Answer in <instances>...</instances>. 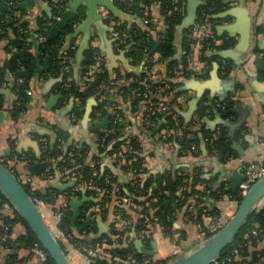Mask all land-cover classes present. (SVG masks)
Returning <instances> with one entry per match:
<instances>
[{
	"label": "crops",
	"instance_id": "obj_1",
	"mask_svg": "<svg viewBox=\"0 0 264 264\" xmlns=\"http://www.w3.org/2000/svg\"><path fill=\"white\" fill-rule=\"evenodd\" d=\"M113 1L115 5L116 2L122 4L119 0ZM0 2L7 8H13L15 5L17 7L15 16L20 17L22 23L27 26L25 32L19 31L21 35L11 33L8 39L0 40V67L9 61L13 54L24 51V66L20 71L29 75V77L19 76L20 79L29 81V88L23 96L9 88V83L0 91V113L3 114V120L0 123V153L3 157H10L15 152L29 158L26 166L18 164L17 167L24 172L20 170L24 177L32 178L30 187L33 193L49 198V206L56 216L61 213L66 215V212L71 211L72 226L69 234L73 237L72 241L85 239L88 241L86 245L90 244L91 248L85 245V253L75 248L70 249L69 257L77 255L84 258L86 264H91V258L103 259L104 257L109 259L112 257V260L118 264H129L127 257L115 256L112 251L114 248H119L118 243H122L123 247H131L140 259H156L157 262L152 264H169L177 256L187 255L189 251L197 249L202 242V234H209L213 228V218L217 216V193L232 192V183L229 179L235 174L244 175V169L248 165L264 163V72L259 71L255 65L259 53L264 52V0H219V10L213 17V21L209 20L211 26L209 37H212L219 45L231 41L233 46L226 50L212 48L207 52L208 54L211 51L222 62L220 60L213 64L209 69L211 72L207 80L192 79L201 83L206 81H212V83L210 90L205 92V97L198 103L197 110L188 118L186 116L198 93L192 90L184 91L185 84H183L181 90L187 94L188 100L181 108L172 106V109L182 118L183 132L172 135L166 142L161 140V134L168 128L167 116L157 118L152 126L145 124L148 103L139 100L136 97L137 90L132 88L135 84L134 80L144 73L143 67L142 65L131 66L126 55L124 57L123 54L115 51L105 24L100 18L102 14H106V9L98 5L97 17L92 18L87 1L78 0L80 18L72 22L71 30L65 33L64 37H70L75 30H78L76 38L72 40L73 46L71 41L72 48L76 50L72 59V79L80 81L87 72L90 65L88 62L92 60L87 54L89 51L97 49L103 56L108 72L106 82L119 89V96L114 102L124 117V128L117 135L138 141L140 144L147 173L144 181L148 178L156 180L157 177L164 175L180 174L183 170L191 173L199 169L203 174V180L206 183L196 185L195 195L192 196L193 200L200 201L209 210L210 216L203 217L199 223L195 222L188 212L189 203L175 212L172 223L176 240H179L177 246L164 239L162 229L157 224L144 220L143 211L140 209L143 205L136 202L137 207L132 208L129 204H123L125 198L128 201L131 199L129 187H131L133 176L122 169V165L113 155L108 154L113 145H110L101 156L100 163L101 171L110 170L115 179L113 193L109 196L112 203L108 213L98 214L95 212L96 205H89V203L97 204L103 200V194H90L92 190L89 185L76 182L69 172H63L57 168L49 180L41 177L43 170L36 174L31 172L32 167L42 163L43 143H49L52 140L48 135L39 133L43 129L52 131L55 135L64 132L68 136L67 147L75 145L79 149L84 147L90 149L86 161L78 169L95 166L92 160L100 153V140L106 134L110 119H107V116L98 115L96 109L99 107V98L96 92L88 97L85 113L80 120L74 112L75 101L72 106L74 98L69 102L61 103L62 96L58 85L63 81V77L55 78L50 73L52 64L50 57L39 53L38 37L44 31L46 20L53 18V9L47 0H17L11 3L0 0ZM61 2L66 4V0ZM194 4L201 8L203 3L201 0H184L185 18L188 17L190 5ZM65 10H67L66 7H63V11ZM50 14L52 17L49 16ZM153 14L159 16L160 9L154 10ZM143 19L144 17L140 14L133 15L132 25L146 28ZM167 30L165 21H161L157 31L153 33V39L157 42H165ZM85 39H88L86 44ZM13 41L14 45L11 44ZM171 43L174 44L171 47L175 52L174 60H181L186 51L183 38L181 40L177 37V30ZM8 46L11 50L10 54L6 50ZM84 46L86 49L78 55ZM69 47L70 45L67 46ZM224 51L229 52L228 59L217 55ZM188 56L192 57L190 65L192 70L198 74L207 71L208 66L200 62L202 55L195 44L191 46ZM28 58L31 64L30 73L26 67ZM227 62L232 63L231 71L223 74L222 67L226 66ZM166 66V63L162 62L154 68L159 81L163 79ZM216 66H219V72L217 78L212 79L211 75ZM123 71L127 72V77L128 73L135 75L128 77L125 83H118V78ZM125 90L127 95H124ZM206 98V101L215 99L228 105V115H222L217 110L206 107L204 104ZM154 101L171 102L172 98L159 96ZM106 112L107 115H111L113 111L110 106L106 107ZM88 113L91 114L90 121L87 118ZM221 120L230 124V127L220 125ZM218 128H224L226 140L225 143L215 146L209 139ZM186 131L190 133L189 135L197 137L199 141L197 156L183 153L179 140ZM81 201L83 203L79 206V216L73 223V204ZM145 206L147 207L148 204ZM117 210L121 213V217L117 216ZM151 214H153L152 211ZM122 217L130 221L128 227H123L121 224ZM6 219L9 222L14 221L17 216L14 211L10 214L5 209L0 210V231L7 222ZM143 224L149 226L152 232L151 239L144 236ZM137 225L141 227L138 232L135 231ZM128 229L130 232H127ZM123 231L126 233L124 238L119 236ZM11 232L8 244L2 242L4 245L0 247V264H8L10 257H14V264H41L27 247L20 244V239L28 232L26 225L19 221L15 222L12 224ZM63 238L68 240L66 235L57 239ZM259 248L264 249V243ZM178 249L180 250L178 254H174ZM154 250L156 253L151 255L150 253Z\"/></svg>",
	"mask_w": 264,
	"mask_h": 264
},
{
	"label": "trees",
	"instance_id": "obj_2",
	"mask_svg": "<svg viewBox=\"0 0 264 264\" xmlns=\"http://www.w3.org/2000/svg\"><path fill=\"white\" fill-rule=\"evenodd\" d=\"M203 5L198 11V17L202 18V11H206L207 13V20L213 21V17L219 10V3H213L212 0H201ZM47 2L50 4V6H53V13L54 6L57 5L63 9L65 7V3H56L55 0H47ZM163 4L161 7V13L165 15V23L168 26L167 30V36L165 38V42H171L174 39L175 32L177 30V27L182 24L186 17V8L184 5V0H179L178 3H174L172 0H162ZM149 5V0H138V2L130 7L125 4H118L116 2V6H118L121 10L126 12L129 15H137L140 14ZM176 7L179 9L174 10ZM17 9L8 8L6 11H0L1 14V22H0V40H6L10 36L11 33H14L15 35H19V31L22 29L25 31V28L27 29V26L22 23V20L20 17L15 16V12ZM170 14V15H169ZM142 15V14H140ZM120 20V19H118ZM52 20H46L44 23L45 25L51 23ZM127 27V23H124ZM133 30L138 31L139 35L137 37H153V35H149V32L146 31L144 28H140L138 25L132 26ZM71 30V25L64 31V33L55 41H46L43 44H39V53L48 56L51 59V69L50 73L55 77H63V81L61 82L59 86V92L62 96V102H69L72 98H74L75 101V113L77 116V119L80 120L83 118V115L86 110V104L87 99L91 94H94L96 92L98 94L100 84L102 81H107V70L105 72V76H100L101 82L99 85H91L90 87V93H88L87 89L83 88V83L80 80L73 79L70 83V87L67 88L65 85L67 84L66 78L68 76L72 77V66L70 70L69 75H63L62 70L65 64L63 63L62 58V49L68 53V56L72 59L75 56L76 50L72 49V46L68 49L65 48L66 45V37L65 33L69 32ZM191 28L186 30L183 35L184 40V50L186 51L184 57L181 60H174L173 57L175 55V52L172 48H168L165 46H157L159 42L155 41V39L152 40V54H151V61L150 63H144V55L142 52V48L140 46L137 47L136 50H133L129 53H127V57L130 59V65L131 66H138L143 65L144 67L149 66L150 69L154 70L155 66L158 63L165 62L166 63V69L164 71L163 80L167 81L173 88L171 93L173 92L174 97H177L183 93H185L183 90H181L183 84L185 81H189L192 79H201V80H207L210 76L209 69L212 68L213 64L217 61H220L221 59L217 58V56H214L211 51L207 54V52L210 49H218V50H226L233 46V43L230 41L224 42L222 45H219L214 42L213 38L210 37L206 43L204 44V52L205 54L200 57V62H204L208 66L207 71H204L203 74H198V72H195L190 68L189 63L187 62V57L189 53L191 52V46L194 45V40L192 39L191 34ZM21 35V34H20ZM137 43H139V39H136ZM12 45L15 44L13 41L11 43ZM157 46V48H156ZM7 53H11V50L9 49V46L6 48ZM24 50V49H20ZM24 51L18 52V54H13L9 61L5 63L4 66L0 67V91L2 90V87L4 86V83H9V88H11L14 92L19 94L20 96H23V94L28 90L29 88V81L27 79H24V82L22 84L17 83V79H20V70L22 66H24V60H23V54ZM88 56L92 58L93 56V50L89 51ZM171 59V60H170ZM169 60V61H167ZM167 61V62H166ZM222 62V60L220 61ZM226 63V62H225ZM30 61L28 58L27 61V69L30 73ZM182 66V69H177L178 67ZM231 62H227L225 66V70L228 72L231 71ZM134 73H128V77L134 76ZM20 76V77H19ZM145 74L143 73L139 78H143ZM136 77V76H135ZM136 78V79H139ZM264 79V75H263ZM159 86V85H157ZM132 88L138 89L137 84H133ZM127 89V88H126ZM126 93L124 95H127V90H125ZM95 93V94H96ZM207 98L205 99V101ZM176 100L173 99L170 102V105H175ZM176 106V105H175ZM1 108V105H0ZM81 109V110H80ZM104 111V105H99V107L96 109V111ZM104 116H107V112H103ZM179 116L182 120L181 116L174 111L172 108L169 111V114L167 115V124L168 127L171 129H178L177 123L174 119L175 116ZM228 113L225 115L227 116ZM161 117L160 115L153 116V120L156 121L157 118ZM224 129V128H222ZM224 132V131H223ZM188 131H186L183 135V137L179 140L180 145L182 146V149H189L191 145L198 144L199 141L197 137H194L193 135H189ZM212 134H210L211 136ZM64 139V144L58 149L59 145V139ZM119 137L118 135H112L109 134L106 136V143L105 145L100 146V153L99 155L94 156L93 162H95V166H86L83 169H72L73 172H77L78 180L79 182H83L86 184L94 183L97 188L100 190L106 188L113 193V185L115 179L113 178V174L110 170H106L105 172L101 171V161H102V155L107 151V148L110 145L112 146V149L108 154L110 156H114L118 152V150L122 147L123 142L118 141ZM68 140V136L63 133H58L57 138L55 140V143L52 145L51 142L48 143V146L46 147V150H44V154L47 152L51 157H55L57 160H59L58 168L62 167L63 165L69 164L71 162V159L69 158V152H71L74 148V153L77 155H80L81 157H77L76 159L78 162L83 164L88 156V152L90 151L89 148L84 147L82 149L76 148L75 145L68 146L66 145V142ZM226 135L224 133V137H222L220 140L215 141V146H218L219 143L223 144L225 143ZM131 144L134 146L135 152L133 155L129 156V159H127L126 163H132L133 167H141L142 163L145 161L144 157H142V153L140 151V144L138 141L131 140ZM44 149V147H42ZM42 149V150H43ZM43 154V155H44ZM198 155V154H197ZM196 155V156H197ZM133 158H136L137 160L134 161ZM61 169V168H60ZM122 169L125 171L127 170L126 166H122ZM21 170V169H20ZM22 171V170H21ZM22 173H24L22 171ZM185 173V175H183ZM26 175V174H25ZM108 179L111 180V183H108ZM206 183L203 180V174L200 172L199 169L192 171L191 173L184 171L180 174L176 175H168V176H161L157 177L156 180H153L152 178H148L146 181H143L139 184H137V191L133 189L132 187H129V198H133L134 201H136L139 205H147L145 209L146 215L151 218H157L159 221V227L162 229L163 236L170 241L171 243H174L176 246L179 245V240H176V235L173 232V223L172 221L175 218V212L180 211L183 209L188 203H189V197L192 195H195V186L198 184ZM187 187L186 191H181L180 189L183 187ZM27 193L32 196V193L29 191V189L26 188ZM151 191L152 195L149 196V192ZM185 193L186 199L184 201H180L179 195L180 193ZM95 194L96 191H90V194ZM110 193V194H111ZM226 193H230L235 195V193L231 191H226ZM122 195V194H121ZM125 195V194H124ZM39 197H41V194H38ZM146 197V198H144ZM141 198V199H139ZM8 199L5 197V195L0 191V204L8 203ZM107 205L104 209V213H108L112 199H107ZM90 206H95L96 204L89 203ZM151 211L153 214H151ZM127 215V211L125 212ZM15 215L17 216V219L14 221H10L9 224L15 223V222H21L26 225L27 227V235L20 239V244H26L27 247L32 246L34 243H39L36 236L30 229V227L24 222V220L17 214L15 211ZM71 211L66 212L65 217L63 218V221L61 223V229L66 230L67 233H71ZM143 219V217H141ZM142 230L144 231V236L151 239L152 235L150 232V228L147 224L142 225ZM140 225H137L135 231L138 232L140 229ZM260 230L261 233L257 239V241L253 245H246V242L248 241L250 235L249 231L252 230ZM131 230V229H130ZM127 232H130L129 229ZM12 232H10L11 235ZM123 233V234H122ZM124 236L126 233L121 232L119 236ZM211 237V236H210ZM120 241V240H119ZM122 241V240H121ZM61 248L65 252L66 255L70 253V249H74L76 247L80 248L81 252L85 253V245L88 243L85 239H74V241L66 240L65 238L58 240ZM264 243V210L258 211L255 210L249 217L247 223L241 230L240 234L237 236V238L231 243V245L220 255L221 257H230L232 259V264H259L264 263V249H260L259 246ZM8 244V243H5ZM119 248L112 249L115 256H123L128 257L131 255L134 250L129 247H123L122 243H118ZM3 243L0 242V247H3ZM242 247V248H241ZM125 255V256H124ZM111 257V256H109ZM137 257V256H136ZM14 257H10V261L8 264H14L13 262ZM69 260L73 264H86V260L84 258H81L77 255H71L69 257ZM48 261L52 264L53 261L48 256ZM91 264H118V262L113 261L112 257L109 259L107 257H104L103 259H94L91 258ZM121 264V263H120Z\"/></svg>",
	"mask_w": 264,
	"mask_h": 264
},
{
	"label": "built area",
	"instance_id": "obj_3",
	"mask_svg": "<svg viewBox=\"0 0 264 264\" xmlns=\"http://www.w3.org/2000/svg\"><path fill=\"white\" fill-rule=\"evenodd\" d=\"M122 2V4H125L127 6H134L138 0H119ZM175 4L179 2V0H172ZM213 3L218 4L219 0H212ZM162 0H149V5L144 8L140 14L144 17V23L145 26H147L146 31L149 32V35H153L154 32L157 31L159 24L161 21H165V15H163L160 12L159 16H154L153 11L156 9H160L162 7ZM17 7L13 5V9H16ZM53 8V6H52ZM179 9L176 7L174 10ZM54 13H53V18L52 22L45 25L44 31L39 35L38 37V43L43 44L47 41V34L49 29L54 26L58 21L61 20V15L63 13V9L57 5L54 6ZM170 15V14H169ZM0 22H1V14H0ZM105 23L108 25V27L111 28V32L109 33V39L113 41V47L116 52L122 53L125 52V55L127 57V53L136 50L138 46L142 48V52L144 55V63L148 62L150 63L151 61V54H152V38L154 37H137L139 35L138 31L133 30V28L125 27L126 25L122 22L121 20L115 19L113 16L109 14H105ZM191 34H192V39L195 41L194 44L198 47V50L200 52V55H203L204 53V44L206 41L210 38V32H211V26L209 20H207V13L206 11H202V18H198L197 22L191 27ZM21 32H25L22 29L20 30ZM136 39H139V43H137ZM163 39V38H162ZM161 39V40H162ZM163 42V41H162ZM73 50L75 49L74 47L72 48ZM93 50V56H92V64L89 65L87 72L81 79L83 83V90L90 87L96 80L100 78V76H105L106 72V67L104 64V58L101 55V53L97 49H92ZM62 53V58H63V63L65 66L63 67L62 73L63 75H69L71 66H72V58L68 56V53L65 52L63 49L61 51ZM259 58L264 60V52L259 53L258 55ZM129 59V58H128ZM130 60V59H129ZM187 62L189 65L192 63V57L188 56L187 57ZM206 65V64H205ZM143 67V72L145 76L143 78L135 79L134 83L138 85V89L136 92V97L139 100H142L144 102H147L148 104L146 105V115L144 118L145 124L147 126H152L154 124L153 116L155 115H160V116H167L169 114L170 109L172 108V105H170V102L166 101H154L155 98H158L159 96H164V97H171L172 100H176V106L181 108L185 102H187V94L183 93L177 97H174L172 91V86L167 82L162 80H158L156 74L154 73V70L150 69L149 66ZM183 67L180 66L177 69H182ZM222 72L223 74H226L227 71L225 70V65L222 67ZM72 77L68 76L66 78L67 84L65 87L69 88L70 83L72 82ZM128 81L127 77V72L123 71L122 74H120L118 78V83H125ZM24 82L23 79L17 80V83L22 84ZM6 86L7 83H4ZM159 85V86H157ZM119 89L116 86H113L109 84L106 81H102L100 84L99 92H98V106L99 105H104V111H106V107L110 106L111 110L113 111L111 113V118H110V123L108 125L106 134L101 138L100 140V146L105 145L106 143V136L109 134L112 135H117L119 131H121L124 128V117L122 114L118 111V106L114 102L118 96H119ZM206 107L212 108L217 110L220 114L226 115L228 111V105L225 103H222L218 100H213V101H206L204 103ZM81 110V109H80ZM102 110L98 111L99 116H103ZM178 129L174 130L171 128H167L164 130L161 134V140L163 142H166L169 140V138L176 134H181L183 132V122L180 119L179 116L174 117ZM184 135V134H183ZM120 141L123 142L122 147L118 150L116 154H114V157L118 161L119 164L122 166H126L127 170L125 172H129L133 176V180L131 183V187L137 191V184L143 182L146 177V167H145V161L142 163L141 167H133L132 163H126L127 159H129V156L133 155L135 152L134 146L131 144V139L129 138H122L121 136H118ZM224 137V132L223 129L218 128L214 135L209 139L212 144H215L216 139H221ZM65 140L64 139H59V145L58 149L64 144ZM48 146L47 142L43 143V154L44 150H46V147ZM75 148L69 152V158L71 159V162L67 165H63L61 170L63 172H69L72 176V179H74L76 182H79L78 180V174L77 172H73L72 169H78L81 166V163L78 162L76 159L77 157H81L80 155H77L74 153ZM184 154H191V155H197L199 153V145L198 144H193L189 149H183ZM134 161H136V158H133ZM0 162L7 166L11 172L17 177V179L20 181V183L24 186V188L29 189V191L32 193L31 199L34 202L35 206L37 209L40 211L42 217L44 218L45 222L47 225L50 227L52 230L53 234L55 235L56 238H59L62 235H66V237L69 240H73V237L67 233L66 230L61 229V218L65 216V213H61L58 216H56L53 213V210L49 206V198H43L39 197L36 194L33 193L30 183H32V178H26L22 175L20 170L18 169V164L19 165H24L26 166L27 163H29V158L26 156L18 155L17 153H12L10 157H3L0 153ZM44 165V169L42 171L41 177L44 180H49L52 178L54 171L58 168L59 160H57L55 157H51L47 152L42 156V161ZM58 168V169H60ZM185 175V173H183ZM264 178V163L262 164H251L245 167L244 169V180L239 186L238 191L235 193V195L226 193V192H218L217 193V198H216V207H217V216L213 218L214 224L213 228L210 231V233H203L202 234V242L203 244L210 236L215 235L218 233L227 223L231 218L234 217L238 206L240 204V201L248 194L250 189L261 179ZM108 183H111V180L108 179ZM77 186L79 188V184L77 183ZM89 187L91 188L92 191H96V194H103L104 198L101 200L99 203L96 204L95 207V212L100 214L103 213L107 205V199H109L111 191L104 188L100 190L95 186L94 183H90ZM77 188V187H76ZM187 187H183L180 190L181 191H186ZM208 192L209 189H207ZM149 196L152 195L151 191L149 192ZM185 193L181 192L179 195L180 201H184L186 199V196L184 195ZM146 198V197H144ZM141 199V198H139ZM130 199H124L123 204H129L130 207L134 208L137 207L136 201H131ZM5 209L10 214L15 210L13 205L8 202L0 205V210ZM140 209L143 211V217L145 221H151L154 224L159 225V221L157 218L151 219L149 218L146 213L144 212L146 209V206L143 205L140 207ZM258 211L264 210V198L259 202L257 205L256 209ZM188 212L192 216L193 220L195 222L201 221L203 217H209L210 212L207 208H205L202 203L198 200H193V196L189 197V206H188ZM117 216L121 217V213L117 210ZM7 220V219H6ZM130 221L128 219H125L122 217L121 219V224L123 227H128ZM11 224H9V221L5 223V225L2 227L0 231V242L7 243L9 242L10 238V232H11ZM261 231L260 230H252L249 231V239L246 242V245H253ZM163 235V234H162ZM164 237V236H163ZM164 239H166L164 237ZM167 240V239H166ZM200 244V245H201ZM22 246H26V244H21ZM87 247L89 246L91 248V245L88 244L86 245ZM31 254L40 261L41 264H52L48 261V253L43 249L40 243H34L32 246L27 247ZM242 248V247H241ZM77 251H80V248L76 247L75 248ZM180 250H175L174 254H178ZM70 254H68L69 256ZM127 261L129 264H152L156 263V259H140L136 257L135 252H133L131 255H129L127 258ZM210 264H232V259L230 257H221L218 256L215 258ZM259 264H264V263H259Z\"/></svg>",
	"mask_w": 264,
	"mask_h": 264
},
{
	"label": "water",
	"instance_id": "obj_4",
	"mask_svg": "<svg viewBox=\"0 0 264 264\" xmlns=\"http://www.w3.org/2000/svg\"><path fill=\"white\" fill-rule=\"evenodd\" d=\"M9 3L17 1V0H7ZM62 0H55L56 3H60ZM88 3V10L90 12V16L92 18L97 17V6L102 5L104 9H106V14L113 16L115 19H120L122 22L128 23V27L131 28L133 25V16L127 14L120 8H118L113 0H86ZM62 3V2H61ZM203 5V4H202ZM65 7L67 10L63 11L61 15V20L58 21L54 26H52L47 34L48 41H55L58 39L63 32L70 26L72 22H76L80 18L79 13V3L78 0H66ZM199 5H190L188 10V17L182 22L180 26L177 28V37L182 40L184 32L190 29L198 20V9ZM8 8L0 2V11H6ZM52 17V14L49 15ZM103 24H105V28L107 32H111V28L108 27L105 23V14L100 16ZM78 30H75L73 35L70 37H66V43H70L76 37V33ZM88 39H85L84 43L86 44ZM113 44V41L110 40ZM66 44V45H67ZM67 45V46H69ZM173 43L171 42H159L157 46H165L168 48L173 47ZM67 46H65L66 49ZM156 46V48H157ZM86 46L83 47L82 50L78 52V55L85 50ZM228 51H224L218 53L217 55L228 59ZM121 54L125 57V52ZM125 59V58H124ZM174 59V58H173ZM129 60V59H128ZM125 62V61H124ZM89 64H92V60H89ZM126 63V62H125ZM255 65L257 66L259 71L264 72V60L261 58H256ZM129 70H133L132 68H128ZM86 70V69H85ZM219 72V66L215 67L214 72L212 73V79L217 78ZM21 77H29V75L25 72H20ZM101 79L96 80L93 85H99ZM212 81L199 82L196 80H191L189 82H185L186 90H192L198 93V97L191 104L190 112L186 118L190 117L197 110L198 103L205 97V92L210 90ZM88 93H90V88L87 89ZM74 105V100H72V106ZM3 114L0 113V123L3 120ZM88 120L91 119V114L87 115ZM107 119L111 118V115H107ZM220 125H225L230 127V124L221 120ZM99 128V126H98ZM41 135H48L51 137V144L55 143L57 135L54 132L48 130H41L39 132ZM44 165L41 163L40 165L32 167L30 170L33 174H36L38 171L43 170ZM244 180V175L240 176L235 174V176L229 179V182L232 183L231 190L232 192H237L240 184ZM0 191L5 195L8 201L13 205L17 214L24 220V222L30 227L37 240L43 247V249L48 253V256L51 258L54 264H72L69 260V256L65 254L63 249L61 248L58 239L53 234L50 227L45 222L42 217L40 211L35 206L32 201L30 195L27 193L24 186L20 183L17 177L11 172V170L3 165L0 162ZM264 198V178L258 181L248 192V194L240 201L238 209L231 220L215 235L208 238L203 244H201L197 249L190 252L187 256L181 255L174 258L169 264H210L215 258L220 256L237 238L240 234L241 230L247 223L249 217L255 211L259 202ZM81 202H76L73 204L74 207V216L72 218L73 223L75 219L79 216V206L82 205ZM156 250V244L154 245ZM152 251L150 254L154 255L156 252Z\"/></svg>",
	"mask_w": 264,
	"mask_h": 264
},
{
	"label": "rangeland",
	"instance_id": "obj_5",
	"mask_svg": "<svg viewBox=\"0 0 264 264\" xmlns=\"http://www.w3.org/2000/svg\"><path fill=\"white\" fill-rule=\"evenodd\" d=\"M190 252H192V251H189V253H190ZM189 253H188V254H189ZM188 254H187V255H188ZM187 255H185V256H187Z\"/></svg>",
	"mask_w": 264,
	"mask_h": 264
},
{
	"label": "bare ground",
	"instance_id": "obj_6",
	"mask_svg": "<svg viewBox=\"0 0 264 264\" xmlns=\"http://www.w3.org/2000/svg\"><path fill=\"white\" fill-rule=\"evenodd\" d=\"M71 262V261H70ZM72 263V262H71ZM73 264V263H72Z\"/></svg>",
	"mask_w": 264,
	"mask_h": 264
}]
</instances>
